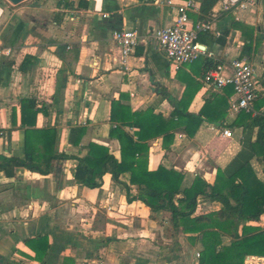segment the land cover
Instances as JSON below:
<instances>
[{"label":"crops","instance_id":"1","mask_svg":"<svg viewBox=\"0 0 264 264\" xmlns=\"http://www.w3.org/2000/svg\"><path fill=\"white\" fill-rule=\"evenodd\" d=\"M196 1L191 25H212V31L198 38L212 58L201 57L175 71L154 32L171 26L176 12L158 0H26L18 5L0 0V49L11 50L0 56V157L25 159V132L32 126L55 130L56 154L69 156L53 161L47 176L23 167H15L13 175L0 172V264H200L202 243L190 239L198 234L175 229L168 212H152L139 200L128 202L126 189L109 173L97 189L75 179L78 159L90 143L109 147L120 160V143L110 136L112 102L132 111L152 107L168 117L190 78L197 82L193 90L200 85L190 113L197 114L210 96L224 94L228 87L217 89L203 80L207 59L229 63L243 58L250 63L258 84L255 102L264 103V0H241L244 8L228 11L220 0L206 16ZM121 30L139 34L126 64L113 40V33ZM225 74H231L228 67ZM26 99L35 100L40 111L35 120L27 115L23 122ZM237 116L229 111L222 126L204 122L194 137L180 128L169 151L161 137L150 140L149 170L163 164L183 172L184 187L197 175L213 184L217 170L242 150L245 133L234 126ZM224 129L232 130L233 138H225ZM125 130L136 132L133 127ZM251 167L264 181L257 158ZM120 182L129 185V176L122 175ZM130 192L137 196V187ZM198 205L197 215L223 207L204 196ZM38 236H45L50 246L44 255V245L26 243ZM222 240L225 246L231 241ZM245 264H264V257L250 256Z\"/></svg>","mask_w":264,"mask_h":264},{"label":"trees","instance_id":"2","mask_svg":"<svg viewBox=\"0 0 264 264\" xmlns=\"http://www.w3.org/2000/svg\"><path fill=\"white\" fill-rule=\"evenodd\" d=\"M219 1L200 0L202 16L208 15ZM201 19L204 20L203 17ZM205 64L206 73L218 62L207 59ZM193 82L197 83L195 79H188L182 98L175 102L168 117L156 114L152 107L132 111L119 101L112 102L110 121L114 128L110 136L120 143V160L114 157L109 147L90 143L86 155L78 159L75 179L88 189H97L109 173L114 182L126 189L128 202L139 200L152 212H168L175 229L186 234H198L190 239L194 242L198 239L202 243L200 264H245L250 256L264 257V181L251 167V161L257 158L264 173V112H260L263 102H254V112L238 114L234 126L244 130L242 150L225 169L217 170L213 184L197 175L190 186L184 187L183 172L168 169L163 164L154 171L149 170L150 140L161 137L164 150L169 151L174 133L180 128H184L189 137H194L204 122L222 126L226 120L233 88H226L224 94L210 96L195 114L189 112V106L200 85L193 90ZM39 111L35 100H22L23 122L27 115L35 120ZM125 127H133L136 132L131 135ZM25 134L26 158L0 157V172L13 175L15 167H23L47 176L54 169L53 161L69 159V156L56 154L55 130H40L32 126ZM126 174L129 185L120 182V177ZM132 186L137 187V196L131 195ZM202 196L211 202L221 203L222 209L197 215L198 198ZM250 222L261 225L247 226L246 223ZM226 237L231 239L228 246L222 240ZM32 241L44 245L43 255L50 248L45 236L26 243L31 244ZM42 256L38 254L37 258L42 260Z\"/></svg>","mask_w":264,"mask_h":264},{"label":"built area","instance_id":"3","mask_svg":"<svg viewBox=\"0 0 264 264\" xmlns=\"http://www.w3.org/2000/svg\"><path fill=\"white\" fill-rule=\"evenodd\" d=\"M161 4L175 10L176 17L171 26L158 29L154 32L159 47L164 52L166 58L175 71L183 66L193 64L201 57L208 56L207 51L201 48L198 42L199 35L203 32L212 31V25L207 22H197L191 25L190 13L198 11L196 0H158ZM224 11L232 8H244L246 3L241 0H221ZM107 17V15H104ZM113 40L119 45L122 63L126 64L128 58L134 53L139 44V34L133 30H121L113 33ZM11 50L0 49L1 55H10ZM228 67L231 74H225ZM254 67L244 59L235 58L229 63L218 62V64L209 69L204 76V82L207 85L223 89L231 86L233 95L229 100V111L234 114L242 112H254L253 105L257 99L258 84ZM225 138H233V131L223 130ZM4 133L0 131V139ZM179 137H182L181 135ZM200 258V253H197Z\"/></svg>","mask_w":264,"mask_h":264},{"label":"water","instance_id":"4","mask_svg":"<svg viewBox=\"0 0 264 264\" xmlns=\"http://www.w3.org/2000/svg\"><path fill=\"white\" fill-rule=\"evenodd\" d=\"M13 5H18L26 0H8ZM204 48V47H203Z\"/></svg>","mask_w":264,"mask_h":264}]
</instances>
